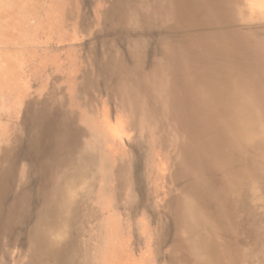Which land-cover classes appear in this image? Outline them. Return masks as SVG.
<instances>
[{
  "label": "bare ground",
  "instance_id": "1",
  "mask_svg": "<svg viewBox=\"0 0 264 264\" xmlns=\"http://www.w3.org/2000/svg\"><path fill=\"white\" fill-rule=\"evenodd\" d=\"M89 5L81 55L53 9L39 40L55 49L32 48L24 73L0 56V101L14 98L0 103V264H94L98 251L97 264L134 259L123 225L154 174L165 211L153 228L144 215L138 224L158 234L155 264H264V0ZM92 198L107 237L95 247L93 225L83 236L79 226Z\"/></svg>",
  "mask_w": 264,
  "mask_h": 264
},
{
  "label": "rangeland",
  "instance_id": "2",
  "mask_svg": "<svg viewBox=\"0 0 264 264\" xmlns=\"http://www.w3.org/2000/svg\"><path fill=\"white\" fill-rule=\"evenodd\" d=\"M89 1L90 0H0V56L2 57L1 61H3V64H12L14 70L20 64V68L22 69L20 72L24 73L25 71H27L32 61H37V59H25L32 53V48L33 50L39 49L37 52V57H41L44 51L55 49L54 45L49 43L42 45L39 40V36L45 34L46 29L49 28L46 23L47 17L45 13H49L53 9H57V20L55 24L60 26V33L64 36L69 35L71 37V42L66 43V46L73 47L78 55H81L82 44L85 42H89L90 38L86 37L84 41L82 40L83 43L79 40L82 34L79 29L80 22L78 16L84 13H92ZM56 5H58V7H56ZM71 5H75L74 9L76 11L75 15L77 18L70 19L68 17L69 9L73 7ZM38 12H41V16L37 18L36 15ZM49 16H51V13H49ZM17 44H19L20 46ZM12 53H15V55L10 60V58L8 57H11ZM58 60H64L63 52L59 54ZM14 70L10 71L9 76H3L4 79L6 78L7 80H9L11 78V72L13 71L14 73ZM5 93L6 95H8L7 91H5ZM13 99L14 98L10 100L3 99L2 101H0V103L10 106V104L14 103ZM102 110L103 109H100V111ZM18 115L20 114L16 112V116ZM14 117L15 114H12V117H9V121L14 120ZM9 125V127H11L10 123ZM153 136L158 137V135H156V132L155 134H153ZM178 144H180V141L175 142V145L170 149L171 151H168V153L172 152V154L174 155L175 147ZM149 151L151 152V149ZM143 172L144 168L141 166L139 171H137V174H135L134 179L136 182L138 173H140V175L142 176ZM167 173L169 174L170 172ZM155 177L156 175L154 174L151 180L148 181L145 185V189L149 192V194H146L143 188L138 187L135 189L136 206L132 211V215L128 211L129 209H127V199L116 201L114 198H112L108 201L109 203L111 202L110 204L112 206L116 205V208H118L119 212L125 217L129 214L132 217L127 222V225H123V230L125 233L123 239L125 241V245H127V250L124 253V258L126 260H129L134 257V259L125 262V264H155L154 247L155 242L158 239V234L153 237H148L144 232V227H141L138 224V214H140L141 216L144 215L143 218L145 219V221L151 224L152 228L155 224H158V222L162 220L160 218L159 211H165V201L163 195L160 196V194L156 193V191L154 190L153 183L155 181ZM168 188L172 189L171 193L173 195L179 193L176 187H171L164 183V191L168 190ZM109 191L112 192V188H110ZM94 203V198H92L90 201L86 200L81 204L82 207L80 211L82 213L81 217L83 218L79 223L81 236H83L87 231V228L89 227L88 223L93 225L92 232L90 234V236L92 237L93 247L97 246V244H99L101 240L107 238L105 235H100V232L98 231L100 226L105 222L103 213L98 210L91 212L88 209L89 206L91 204L94 205ZM113 213L114 212L111 211L110 214H107H109L110 216L113 215ZM155 215H157V218H155ZM171 237L172 234H170L169 240H171ZM169 245L170 243H168L164 248V252L166 254L169 252ZM145 247L150 250V260H145V258L141 259V257H139L138 255L139 251L144 250ZM97 256L99 260L101 251H98ZM98 260L96 257L94 260V264H97Z\"/></svg>",
  "mask_w": 264,
  "mask_h": 264
}]
</instances>
